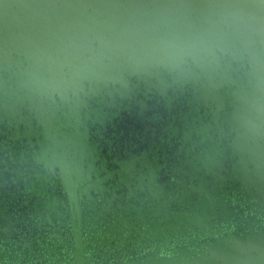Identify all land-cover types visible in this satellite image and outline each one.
<instances>
[{
  "label": "water",
  "instance_id": "water-1",
  "mask_svg": "<svg viewBox=\"0 0 264 264\" xmlns=\"http://www.w3.org/2000/svg\"><path fill=\"white\" fill-rule=\"evenodd\" d=\"M10 46L0 24V65ZM217 126L190 93L93 104L70 189L32 163L38 125L0 114V264H264V172Z\"/></svg>",
  "mask_w": 264,
  "mask_h": 264
},
{
  "label": "clouds",
  "instance_id": "clouds-1",
  "mask_svg": "<svg viewBox=\"0 0 264 264\" xmlns=\"http://www.w3.org/2000/svg\"><path fill=\"white\" fill-rule=\"evenodd\" d=\"M0 24V114L38 125L32 163L70 189L90 179L92 105L139 88L208 103L218 136L264 172V0H0Z\"/></svg>",
  "mask_w": 264,
  "mask_h": 264
}]
</instances>
